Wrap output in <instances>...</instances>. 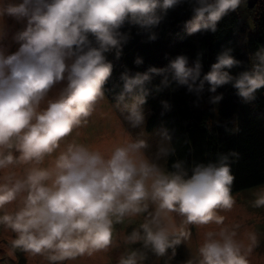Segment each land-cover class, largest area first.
Instances as JSON below:
<instances>
[{
  "label": "clouds",
  "instance_id": "9594fccd",
  "mask_svg": "<svg viewBox=\"0 0 264 264\" xmlns=\"http://www.w3.org/2000/svg\"><path fill=\"white\" fill-rule=\"evenodd\" d=\"M182 0H0V257L26 264H145L149 254L172 259L182 242L191 255L181 264H253L261 233L235 215L237 196L227 154L167 167L172 133L145 130L150 94L172 84L197 97L231 82L245 101L264 86V45L251 67L230 47L201 75V61L177 54L162 67L119 74L106 53L121 55L137 25L153 40L167 9ZM187 33L212 31L246 0H187ZM6 17L22 22L7 51ZM134 63H142L137 56ZM153 74L160 82L150 84ZM109 94H111L109 96ZM222 93L209 97L216 103ZM164 109L167 100H161ZM232 155H236L235 152ZM252 209H264V183L250 189ZM198 237L192 239V227ZM0 258V264L9 260ZM264 260V257H261Z\"/></svg>",
  "mask_w": 264,
  "mask_h": 264
},
{
  "label": "trees",
  "instance_id": "16d2710c",
  "mask_svg": "<svg viewBox=\"0 0 264 264\" xmlns=\"http://www.w3.org/2000/svg\"><path fill=\"white\" fill-rule=\"evenodd\" d=\"M257 8L260 11L255 16ZM247 14L253 18V33L236 10L228 11L217 21L215 32L187 33L184 21L192 15L187 0L167 9L164 19L153 29L157 32L153 40L139 26L126 23L121 31L128 32V39L123 43L120 57L115 59L112 51L106 53L113 61V69L105 87L119 83V74L125 67L130 71H144L150 65L162 67L177 54L187 55L192 64L199 53L203 75L225 47H230L231 54L241 62L228 71L236 74L250 68V53L264 45V0L252 9L247 8ZM137 56L142 57V63H134ZM159 82L160 75L153 74L150 84ZM207 89L205 82V90L197 97L186 86L173 81L147 97L145 105L151 114L146 131L163 125L172 133L175 153L169 155L166 166L171 168L174 160L183 159L191 174L195 163L215 162L221 154H227L226 162L234 175L233 192L264 183V86L255 90L254 98L248 101L237 94L231 82L219 85L214 93ZM216 93H222V98L216 103L210 102L209 97ZM161 100L169 102L167 109ZM20 259L19 264H24L23 258Z\"/></svg>",
  "mask_w": 264,
  "mask_h": 264
},
{
  "label": "rangeland",
  "instance_id": "374dc122",
  "mask_svg": "<svg viewBox=\"0 0 264 264\" xmlns=\"http://www.w3.org/2000/svg\"><path fill=\"white\" fill-rule=\"evenodd\" d=\"M236 11H239L240 17L246 22L247 26L249 27L250 32H254V24H253V18L248 16L247 14V8L244 5L238 6ZM260 9L257 8L254 12V15L257 16L259 14ZM251 18V19H250ZM6 25L8 26V36L5 38V44L8 46L7 51H13L18 47V43L11 40V33L15 31L17 28L22 27V22L15 21L11 17H6ZM252 20V21H251ZM145 112H146V122L149 118L151 111L148 108V106L144 105ZM146 122H145V128H146ZM159 128V127H157ZM155 128V129H157ZM154 129V130H155ZM146 130V129H145ZM154 130L149 133L148 139L152 143L153 147L155 146V140L156 137L153 135ZM250 189L239 191L240 195L237 196V209L235 212V215L239 216L241 213L247 214V220L246 223L253 225L260 233V244L259 246L254 250L253 255V264H264V260L261 259V257H264V209H252L247 201L250 198ZM192 227V239L195 240L198 237V229L195 226ZM3 250L0 249V252ZM113 264L115 260V252H113ZM191 255V249L185 244L181 243L176 247V253L172 257V259L168 262V264H181L182 261L187 259ZM18 260L17 261H11V258L6 257H0V258H6L9 260V264H19L20 258H23L24 264H26V257L25 254L22 252L17 253ZM145 264H164V258L160 257L157 258L153 254H149L148 258L145 261Z\"/></svg>",
  "mask_w": 264,
  "mask_h": 264
},
{
  "label": "water",
  "instance_id": "95a60500",
  "mask_svg": "<svg viewBox=\"0 0 264 264\" xmlns=\"http://www.w3.org/2000/svg\"><path fill=\"white\" fill-rule=\"evenodd\" d=\"M260 0H246V5L248 9L254 8Z\"/></svg>",
  "mask_w": 264,
  "mask_h": 264
}]
</instances>
